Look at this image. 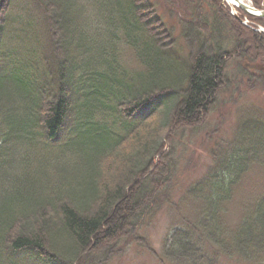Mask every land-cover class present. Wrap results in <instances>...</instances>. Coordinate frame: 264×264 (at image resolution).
Here are the masks:
<instances>
[{
    "label": "trees",
    "instance_id": "1",
    "mask_svg": "<svg viewBox=\"0 0 264 264\" xmlns=\"http://www.w3.org/2000/svg\"><path fill=\"white\" fill-rule=\"evenodd\" d=\"M160 5L189 49L181 88L177 41ZM0 6V264H81L95 252L105 264L168 201L176 139L205 127L229 59L264 63V33L224 0ZM127 49L141 68L126 65ZM248 77L264 85V70ZM239 129L231 143L215 141L213 165L176 203L180 222L163 264H264V184L237 224L226 220L237 184L264 167V122L248 118Z\"/></svg>",
    "mask_w": 264,
    "mask_h": 264
},
{
    "label": "rangeland",
    "instance_id": "2",
    "mask_svg": "<svg viewBox=\"0 0 264 264\" xmlns=\"http://www.w3.org/2000/svg\"><path fill=\"white\" fill-rule=\"evenodd\" d=\"M245 1L256 7L253 0ZM263 2L261 0L262 7L264 6ZM160 9L168 20L167 23H170V26L173 28V34L177 41L175 43L177 45L176 88H181L183 84L180 82V78L189 67V49L183 38L182 27L179 21L176 18L170 17L169 10L163 7V5H160ZM237 11L241 13L243 10L239 8ZM2 12L3 9L0 6V16ZM244 17H247L249 27L257 32L264 33L262 30V28L264 29V17H260L263 19L261 23L252 20L248 15ZM123 57L128 61L126 65L129 68H141L131 50L124 52ZM246 63L264 67V63L245 59L240 54H236V57H232L231 60L229 59L226 71L227 75L224 77L221 91L218 93L216 101L213 104L212 112L208 119H204L206 124L203 125L205 122L201 124L205 127L199 126L201 129L197 130L187 128L182 136L176 139L178 174L175 183L169 188L168 201L150 213L137 234L133 236V239L131 237L122 238L117 247L120 253L112 257L105 264H163L159 255L163 253L165 239L175 227L179 226L180 222L179 215L176 212V203L183 197L186 188L196 179L203 176L209 167L213 165L211 151L214 148L215 141L219 140L222 142L223 140L226 144L236 140L240 130L239 127L248 118L264 122L263 82L258 78L250 79L248 77L249 73L258 72V70H264V68L250 69L249 67H245ZM260 125L262 126V124ZM263 184L264 167L262 166H255L250 169L247 172L245 180L237 184L234 197L230 201L226 213V220L230 224H237L239 222L244 210L242 203L248 197L252 199ZM185 203L182 204L183 210L194 216L195 212L190 206L191 204ZM165 260L168 264H173L167 258ZM102 262V257L95 252V255H89L85 258V261H81V264H102ZM220 264L237 263L222 258Z\"/></svg>",
    "mask_w": 264,
    "mask_h": 264
},
{
    "label": "water",
    "instance_id": "3",
    "mask_svg": "<svg viewBox=\"0 0 264 264\" xmlns=\"http://www.w3.org/2000/svg\"><path fill=\"white\" fill-rule=\"evenodd\" d=\"M235 1H236V5H239V7L244 11H246L247 13L251 15H259L261 17H264V10H260V11L256 10L254 7L248 5L247 3H244L242 0H235ZM248 65L249 64H245V67H249L250 69L259 68V66L257 65H249V66Z\"/></svg>",
    "mask_w": 264,
    "mask_h": 264
},
{
    "label": "bare ground",
    "instance_id": "4",
    "mask_svg": "<svg viewBox=\"0 0 264 264\" xmlns=\"http://www.w3.org/2000/svg\"><path fill=\"white\" fill-rule=\"evenodd\" d=\"M245 1V0H244ZM227 2L229 3V4H235L236 2L234 1V0H227Z\"/></svg>",
    "mask_w": 264,
    "mask_h": 264
}]
</instances>
